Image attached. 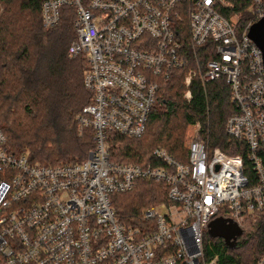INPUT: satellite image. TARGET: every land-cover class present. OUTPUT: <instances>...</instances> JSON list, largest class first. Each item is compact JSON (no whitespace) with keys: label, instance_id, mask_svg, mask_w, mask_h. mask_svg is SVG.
<instances>
[{"label":"built area","instance_id":"2783aa9c","mask_svg":"<svg viewBox=\"0 0 264 264\" xmlns=\"http://www.w3.org/2000/svg\"><path fill=\"white\" fill-rule=\"evenodd\" d=\"M262 4L252 0L253 16L241 25L228 0H45V29L59 25L63 8L74 12L69 56H85L92 94L76 122L95 146L83 163L46 167L12 153L0 129V264H219L205 258L209 225L223 218L244 232L249 217L264 214V58L249 37L264 20ZM186 46L195 59L186 97L196 78L204 88L225 80L238 112L226 132L246 145L252 185L241 156L209 151L200 123L190 125L186 163L163 149L154 152L157 168L111 161L109 135H145L158 80L188 66ZM200 49L210 57L204 66ZM140 180L165 184L168 202L127 227L111 197Z\"/></svg>","mask_w":264,"mask_h":264},{"label":"trees","instance_id":"16d2710c","mask_svg":"<svg viewBox=\"0 0 264 264\" xmlns=\"http://www.w3.org/2000/svg\"><path fill=\"white\" fill-rule=\"evenodd\" d=\"M241 25L251 20L252 0H228ZM45 0H0V129L8 139L12 153L27 156L31 163L46 167L83 163L95 146L94 134H80L76 122L82 110L91 104L92 94L85 89L84 77L88 62L84 55L69 56L71 44L77 39L75 15L62 9L58 26L45 29L41 9ZM264 10V0H262ZM229 18L231 13H223ZM206 49L199 50L204 66L210 59ZM189 64L175 70L169 78L158 80V94L145 135L129 139L109 135L111 161L143 169L162 164L155 156L165 150L180 163L187 161L186 128L200 123L202 135L210 152L220 150L227 156H241L245 175L255 181V171L246 153V145L226 132L228 120L236 115L231 90L225 80L205 88L198 78L184 99V81L195 59L186 46ZM165 184L140 180L128 194L113 195L111 204L117 219L127 227H140L142 212L168 202ZM254 232L239 238L236 247L228 249L221 239L208 237L205 258L216 257L219 264H258L264 255V214H255ZM206 237V238H207Z\"/></svg>","mask_w":264,"mask_h":264},{"label":"water","instance_id":"95a60500","mask_svg":"<svg viewBox=\"0 0 264 264\" xmlns=\"http://www.w3.org/2000/svg\"><path fill=\"white\" fill-rule=\"evenodd\" d=\"M250 39L262 51L264 58V20L255 24L249 34ZM243 230L233 221L218 218L209 225L208 235L212 239H221L228 249L236 247V242L243 236Z\"/></svg>","mask_w":264,"mask_h":264},{"label":"rangeland","instance_id":"374dc122","mask_svg":"<svg viewBox=\"0 0 264 264\" xmlns=\"http://www.w3.org/2000/svg\"><path fill=\"white\" fill-rule=\"evenodd\" d=\"M2 7H0V15L2 14ZM251 14V13H250ZM253 15L251 14V17H252ZM184 85H185V88H186V91H185V93H184V99L186 100V101H188L189 102V100L187 99V97H186V95H187V92H188V87L186 86V83H185V81H184ZM189 129H190V126H188L187 128H186V135H185V147H186V145H187V140H188V134H189ZM187 162V161H186ZM185 162V163H186ZM157 206V205H156ZM244 234H243V237L242 238H244V236L246 235V234H249V233H252V232H254V220H248V221H246V223L244 224ZM209 237V235H208V233L206 234V236H205V243H206V240L208 239V237ZM207 237V238H206ZM209 239H210V237H209Z\"/></svg>","mask_w":264,"mask_h":264}]
</instances>
